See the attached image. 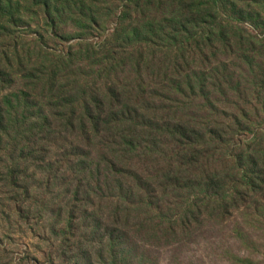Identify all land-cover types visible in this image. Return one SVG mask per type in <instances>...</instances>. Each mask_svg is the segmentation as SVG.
Here are the masks:
<instances>
[{
  "label": "rangeland",
  "instance_id": "obj_1",
  "mask_svg": "<svg viewBox=\"0 0 264 264\" xmlns=\"http://www.w3.org/2000/svg\"><path fill=\"white\" fill-rule=\"evenodd\" d=\"M258 1L0 0V264H264Z\"/></svg>",
  "mask_w": 264,
  "mask_h": 264
},
{
  "label": "trees",
  "instance_id": "obj_2",
  "mask_svg": "<svg viewBox=\"0 0 264 264\" xmlns=\"http://www.w3.org/2000/svg\"><path fill=\"white\" fill-rule=\"evenodd\" d=\"M252 2H255V3H258L259 1L258 0H250ZM261 4L264 5V0L261 1ZM183 31H185L186 29L185 28H182ZM149 41V40H147ZM2 100H0V111L3 113L5 112V107L9 106V100L6 99L5 96L2 95V98H0ZM4 118L0 115V126L3 124L4 122Z\"/></svg>",
  "mask_w": 264,
  "mask_h": 264
}]
</instances>
